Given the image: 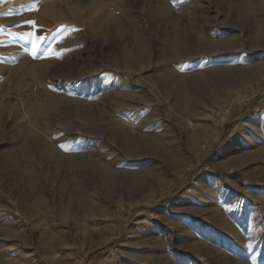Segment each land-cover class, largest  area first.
Instances as JSON below:
<instances>
[{
  "label": "rangeland",
  "instance_id": "1",
  "mask_svg": "<svg viewBox=\"0 0 264 264\" xmlns=\"http://www.w3.org/2000/svg\"><path fill=\"white\" fill-rule=\"evenodd\" d=\"M216 40L242 46V58L223 61L224 51L197 65L201 46ZM259 66L264 0H0V105H8L0 124L9 134L0 139V188L16 200L15 190L30 187L5 156L10 133L29 120L27 95L62 96L56 126L76 123L79 134L78 119L66 117L73 100L91 97L89 112L114 120L85 129L105 134L90 143L108 160L93 186L78 184L63 157L42 154L36 164L26 154L36 180L48 169V208L28 202L38 218L4 211L13 233L0 236V264H264ZM118 109L134 126L117 125ZM200 113L213 119L192 131L186 121L195 125ZM25 128L34 150L53 145ZM55 133L53 143L64 136ZM73 147L82 154L85 145Z\"/></svg>",
  "mask_w": 264,
  "mask_h": 264
},
{
  "label": "bare ground",
  "instance_id": "2",
  "mask_svg": "<svg viewBox=\"0 0 264 264\" xmlns=\"http://www.w3.org/2000/svg\"><path fill=\"white\" fill-rule=\"evenodd\" d=\"M224 51L229 52L230 55L223 57L222 58L223 61L228 60V59L231 60V59L236 58V57L241 59L243 56V54L237 55V53H239L241 51L243 52L242 46H238V45L233 46V43L230 41L228 42V44L224 45L223 43H221V41L216 40V41L209 42L207 44H203L201 46V52L200 53L203 56V58L199 59V62L197 63V65H202L206 61H212L213 59L216 58V56L222 55L224 53ZM34 67L35 66H33V68ZM33 68L31 70L35 71V69H33ZM259 68H260V74L253 80H260L261 78L264 77V67L259 66ZM33 74H35V73L33 72ZM174 81H172V83ZM178 82L179 81H177L176 83H178ZM120 83L122 85L129 86L128 83L124 79H121ZM246 84H250V82H247ZM99 94H100V92H99ZM31 95H32V93H31ZM98 96H102V94L98 95ZM98 96H97V98H98ZM34 97L31 98L28 95L26 96L27 99L24 101L25 103H23V104H24V107L26 109L29 120L27 122H25L26 124H23L22 122L18 123L17 129L15 130V132L10 133L9 138L13 139L14 142L13 143L11 142L12 144L9 148L10 151H8L5 154L8 161H10L12 163V165H14L16 167L19 174L22 175L23 173L24 174L26 173L28 175V177H26L27 178L26 183L29 182L30 187H27L26 189L22 188L19 190H15L14 197L16 200H13V198H11V194H12L11 188H7V189H3V190L0 188V236L3 237L2 240L10 238L11 234L13 233V227L9 224L10 221L7 222L8 216H7V213H5L4 211L14 214L15 216H17V218H20V216H24V215H26V216L29 215L30 217L31 216L36 217L39 210L33 208L32 206H31L32 208L29 209L28 208V202H30V201L34 202L36 207L37 206L38 207L44 206V207L48 208L47 199L45 198V196L43 194V188L47 184V179L45 178V176L48 174V169L44 168V170H43L44 178L41 177V178H43L42 182H39L38 180H36L34 177V174H32L33 172H31L32 167H33V163L30 160L31 158H29V159L27 158L28 160L24 159V165H23L22 160L24 157H26L27 153L32 155V157H35L36 164L43 163L41 160L43 155L54 156L56 158L57 157H63L62 158V162H63L62 165L67 170L72 171L73 174L76 177H78V179H77L78 184H82L83 182H85L88 185L93 186L94 179L97 178L99 180L101 178L104 181V177H106L105 171H106L107 167L105 166V164L103 162L106 163L108 160L102 162L101 159H103V158H101V159L98 158V154L96 156H94L91 153L92 148H90V143H93L94 139L97 140L98 139L97 137H99V138L104 137L105 134H104V132H102V133L99 132L98 134H96V133L93 134L92 132L86 131L85 129L89 130L88 128H90V129L98 128V127L105 125L107 121L114 123V120H110V119L108 120V119H104L101 117L95 118L94 115L89 112V110L91 109L90 103L93 104L91 102V100H92L91 97L77 99V100H73V99H75V98H73L72 99L73 101L71 104H66L67 105L66 107L68 110L66 117L68 119H73V118L78 119L77 121H74V122H77V124H79V126H77L78 128L81 127L83 129V132H81V134H79L80 130L78 132V129L77 128L75 129V127H74L75 126L74 124H76V123L71 125L70 124L71 122L70 123L68 122L69 127L68 126L67 127L56 126V125L63 124V122L61 121V117L59 115H56L57 107L59 105H62V104L64 105L66 103L62 96H56V98H52V99L50 97H47L43 101H42V98H41V100L37 98L38 99L37 100ZM94 99H96V97ZM20 102L22 104V101H20ZM133 106H135V105H133ZM7 111H8V105L1 104L0 105V121H1L2 115L6 114ZM52 111H53L54 115L52 114ZM185 111H187V110L185 109ZM62 112H64V111H62ZM116 112H117V116L114 119H115V121L118 122L117 125L123 124V125H127V126H130V125L134 126V124L136 123L134 120V115L128 114V113H126L122 110H119V109L116 110ZM213 115H214L213 113H211V115H207L204 113H200L198 115H193V118H194L196 123H195V125L192 124L190 126L192 128H190L188 126L189 129L194 131V130L200 128V126L202 124L201 122L209 121V120L213 119ZM63 117H65V116H63ZM16 120L21 121V119H16ZM16 120L12 119L11 123L15 122ZM187 124L188 123L186 121V125ZM27 125H32L33 127H35V130H36L38 136L45 139L44 140L45 142L52 143L53 145L43 146L42 150L39 149V151H36L33 148H31V145H29L30 144V140H29L30 138H29V136L25 130L26 129L25 126H27ZM114 127H115V125H114ZM119 128H121V126ZM131 128L133 130H135L136 126L131 127ZM204 128L201 127L202 130H199L200 131L199 134H201L203 132ZM58 130L60 132L64 133V136L62 134V138L59 137L60 140L58 142L57 141L54 142L55 143L54 144L52 141L49 140V139H52L49 136L52 137L53 134L58 133V132L55 133V131H58ZM8 135L9 134H6L4 132V129H3L2 125L0 124V139L5 138ZM92 135L95 138H93ZM53 138L55 139V137H53ZM260 138L264 139V136L261 135ZM245 139H249V138L247 136H245ZM246 142H249V140H247ZM81 143H83L85 145V148H84L83 152H81L82 154H79L78 152H75L76 150H75V147H73V146L81 144ZM98 147L100 148V150H103L102 152L106 151V149L103 148L102 145L98 144ZM134 149H135L134 145H131V146L128 145V147L126 148V150H127L126 152L133 151ZM100 150H98V151L100 152ZM102 155L104 156V154H101V156ZM103 160H105V158ZM29 177H30V179H29ZM58 198L63 199V196L58 197ZM57 213H58V211H57ZM36 218H38V217H36ZM18 222H19V220H18ZM18 226H20V225H18ZM17 231H19V230H17ZM17 231H15V232H17Z\"/></svg>",
  "mask_w": 264,
  "mask_h": 264
},
{
  "label": "built area",
  "instance_id": "3",
  "mask_svg": "<svg viewBox=\"0 0 264 264\" xmlns=\"http://www.w3.org/2000/svg\"><path fill=\"white\" fill-rule=\"evenodd\" d=\"M188 124H189L188 126L190 127L193 123L192 121H189Z\"/></svg>",
  "mask_w": 264,
  "mask_h": 264
},
{
  "label": "snow or ice",
  "instance_id": "4",
  "mask_svg": "<svg viewBox=\"0 0 264 264\" xmlns=\"http://www.w3.org/2000/svg\"><path fill=\"white\" fill-rule=\"evenodd\" d=\"M33 24L35 23V22H32Z\"/></svg>",
  "mask_w": 264,
  "mask_h": 264
}]
</instances>
